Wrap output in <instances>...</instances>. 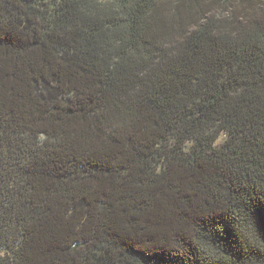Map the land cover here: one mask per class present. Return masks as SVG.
I'll use <instances>...</instances> for the list:
<instances>
[{"label":"trees","instance_id":"1","mask_svg":"<svg viewBox=\"0 0 264 264\" xmlns=\"http://www.w3.org/2000/svg\"><path fill=\"white\" fill-rule=\"evenodd\" d=\"M0 264H264V0H0Z\"/></svg>","mask_w":264,"mask_h":264},{"label":"rangeland","instance_id":"2","mask_svg":"<svg viewBox=\"0 0 264 264\" xmlns=\"http://www.w3.org/2000/svg\"><path fill=\"white\" fill-rule=\"evenodd\" d=\"M219 10H216V12H218Z\"/></svg>","mask_w":264,"mask_h":264}]
</instances>
